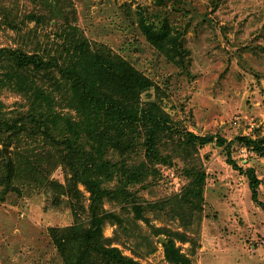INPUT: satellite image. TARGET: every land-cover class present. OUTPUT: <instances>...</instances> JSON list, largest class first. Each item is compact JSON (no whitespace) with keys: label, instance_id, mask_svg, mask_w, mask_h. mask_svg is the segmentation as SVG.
Returning a JSON list of instances; mask_svg holds the SVG:
<instances>
[{"label":"rangeland","instance_id":"1","mask_svg":"<svg viewBox=\"0 0 264 264\" xmlns=\"http://www.w3.org/2000/svg\"><path fill=\"white\" fill-rule=\"evenodd\" d=\"M66 22L151 78L139 106L165 123L155 140L161 157L146 179L129 183L134 196L104 200L108 212L125 220L121 226L117 214L109 216L105 235L143 263L171 264L164 242L185 232L192 240L177 245L192 264H264V152L257 148H264V0H0V48L57 56L54 40ZM21 98L0 76L8 112ZM188 131L213 140L193 143ZM6 136L0 131V149L8 147ZM19 139L8 155L44 142L34 135ZM134 155L131 162L145 159L144 151ZM230 160L255 169L257 197L249 176ZM43 168L38 180L0 178V264H65L50 228L72 224L76 214L91 220L85 185L78 183L83 193L69 186L72 171L63 164ZM195 168L206 172L202 213L184 208L180 198ZM48 178L69 191L50 186ZM134 200L152 203L144 210L148 220L136 217Z\"/></svg>","mask_w":264,"mask_h":264},{"label":"trees","instance_id":"2","mask_svg":"<svg viewBox=\"0 0 264 264\" xmlns=\"http://www.w3.org/2000/svg\"><path fill=\"white\" fill-rule=\"evenodd\" d=\"M60 30V39L54 40L53 46L59 51L57 56L46 58L38 52L0 48V76L23 97L9 112L0 99V131L7 133L3 144L10 147L26 135L44 138L38 150L30 146L27 150L19 149L15 156L0 149V178L10 184L24 177L38 180L44 174L43 166L63 164L72 171L69 186L74 185V190L83 193L78 187L81 182L91 193L92 209L89 222L76 214L72 224L50 228L65 264H150L125 254L113 238L105 235L107 218L119 215L116 211L108 212L104 200L134 196L129 183L146 179L154 160L161 157L155 140L165 123L154 111L139 106L140 94L152 86V80L122 55L92 45L73 24L66 22ZM22 68L33 73L30 75H42L43 81L39 83ZM64 105L68 107L66 110ZM188 134L193 143L213 140L212 136L192 131ZM252 141L248 138L247 142ZM257 148L264 152L262 146ZM140 151H144L145 159L139 157L134 159L136 163L131 162ZM230 162L249 176L253 195L257 197L260 179L255 169L251 166L244 169ZM193 170L180 198L184 208L202 213L206 172ZM115 177L118 182L112 187L110 183ZM46 182L57 190L69 191L59 180L48 178ZM146 205L133 201L136 217L142 215L148 220L144 215ZM261 205L264 207V202ZM119 220L115 223L125 225V220L120 217ZM155 232L159 234L164 229L156 227ZM177 239L192 240L185 232L168 238L164 242L167 260L171 264H192L190 255L177 245Z\"/></svg>","mask_w":264,"mask_h":264},{"label":"water","instance_id":"3","mask_svg":"<svg viewBox=\"0 0 264 264\" xmlns=\"http://www.w3.org/2000/svg\"><path fill=\"white\" fill-rule=\"evenodd\" d=\"M4 151L6 154H8V147H4Z\"/></svg>","mask_w":264,"mask_h":264}]
</instances>
